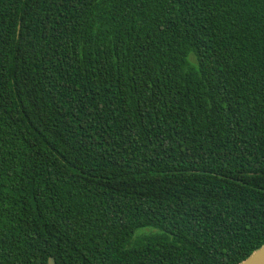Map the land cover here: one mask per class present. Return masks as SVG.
Wrapping results in <instances>:
<instances>
[{"label": "trees", "instance_id": "1", "mask_svg": "<svg viewBox=\"0 0 264 264\" xmlns=\"http://www.w3.org/2000/svg\"><path fill=\"white\" fill-rule=\"evenodd\" d=\"M0 0V264H240L264 246V0Z\"/></svg>", "mask_w": 264, "mask_h": 264}, {"label": "water", "instance_id": "2", "mask_svg": "<svg viewBox=\"0 0 264 264\" xmlns=\"http://www.w3.org/2000/svg\"><path fill=\"white\" fill-rule=\"evenodd\" d=\"M49 264H56L53 257L49 259ZM240 264H264V246H262Z\"/></svg>", "mask_w": 264, "mask_h": 264}, {"label": "snow or ice", "instance_id": "3", "mask_svg": "<svg viewBox=\"0 0 264 264\" xmlns=\"http://www.w3.org/2000/svg\"><path fill=\"white\" fill-rule=\"evenodd\" d=\"M157 0H126L124 2V7L132 9L133 5L139 6V11H143L145 8H147L150 4L155 6ZM171 2V0H169Z\"/></svg>", "mask_w": 264, "mask_h": 264}]
</instances>
